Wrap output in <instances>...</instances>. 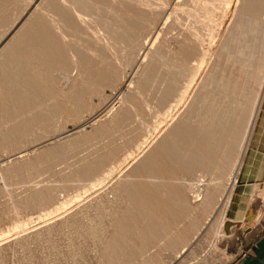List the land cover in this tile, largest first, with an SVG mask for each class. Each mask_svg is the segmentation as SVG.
<instances>
[{
    "label": "rangeland",
    "instance_id": "obj_1",
    "mask_svg": "<svg viewBox=\"0 0 264 264\" xmlns=\"http://www.w3.org/2000/svg\"><path fill=\"white\" fill-rule=\"evenodd\" d=\"M47 1L0 0V264H110L113 251L128 264H230L264 225V0H55L76 34ZM126 2L141 20L129 43L105 24ZM33 18L65 41L64 69L25 50ZM79 54L103 55L114 81L89 80ZM204 130L220 131L214 149L194 138Z\"/></svg>",
    "mask_w": 264,
    "mask_h": 264
},
{
    "label": "bare ground",
    "instance_id": "obj_2",
    "mask_svg": "<svg viewBox=\"0 0 264 264\" xmlns=\"http://www.w3.org/2000/svg\"><path fill=\"white\" fill-rule=\"evenodd\" d=\"M91 1V0H90ZM94 1V0H93ZM140 1H142V0H140ZM48 2V1H47ZM66 2L67 3H70L71 5H77V6H79L80 8H83L82 10H84V8L85 7H87V6H89V3L87 4L86 3V0L84 1V0H66ZM131 2V1H130ZM147 2V1H146ZM145 2V3H146ZM93 3V2H92ZM114 3V2H113ZM120 3V2H119ZM141 3V2H140ZM144 3V2H143ZM151 3V2H150ZM69 4V5H70ZM96 4V3H95ZM148 4V3H147ZM48 5H49V7H50V10L49 11H56L58 14H59V16L60 17H58V18H60L59 20H62L63 21V23H61V24H65L66 25V28H69V27H72L73 28V33H74V31H75V34L77 33V29L78 28H76L75 29V27H74V21H73V19H72V15H71V13L70 12H67V9L68 8H66V10L63 8V7H65V6H61L60 4H57L56 2H55V0H50L49 2H48ZM87 5V6H86ZM115 6V5H114ZM114 6H109L111 9H108V10H110L111 11V14H110V12H109V15L107 16L106 15V13H105V15L107 16L106 18H105V24H106V29H107V33H109L110 35H112V38L114 39V40H116V41H120V42H125V41H127L128 42V40H130V38H131V36H132V32L138 27V25H139V22L141 23V20L139 21V17L137 16V10L134 8L133 9V7L132 6H130L127 2L126 3H124L122 6H120V4H119V8H116V10H114ZM118 6V5H117ZM90 7V6H89ZM132 7V8H131ZM143 8V7H142ZM86 9V8H85ZM106 9V8H105ZM69 10V9H68ZM81 10V11H82ZM86 10H88V8L86 9ZM75 11V10H74ZM139 12H140V10H139ZM70 13V14H69ZM78 13V12H77ZM142 14V13H141ZM156 14V13H155ZM74 15V14H73ZM38 19H40V18H38ZM33 20H35L33 23H32V25H29L30 27H28V32H27V30H26V32H27V34H26V37L25 38H27V42H28V44H27V48L25 49V50H27V52H28V54L29 55H32V57H34V54H36V56H37V54H38V56H37V58L36 59H38V58H41V59H43V61H45V64L43 65V66H46V64H47V66L50 64V63H54V65H57V64H55L56 62V60L59 62V61H61V60H63L64 62H66V64H68L69 65V63H67V61H65L66 59L64 58L66 55H65V53H66V49H65V47H64V42L63 43H61V41L59 42V37H57L58 35H56L57 33H54V27H53V29L54 30H52V26L50 27V25H47L46 23L44 24V22H42L44 25H41V26H39L40 24H39V20H37V18L36 19H34L33 18ZM32 20V21H33ZM41 20H43V19H41ZM143 20V19H142ZM150 21V20H149ZM60 22V21H59ZM31 24V23H30ZM39 24V25H38ZM65 25H63V27L65 26ZM140 27H141V25H140ZM115 28V29H114ZM62 29V28H61ZM119 29V30H118ZM70 30V29H69ZM139 30V29H138ZM65 31H66V29H65ZM65 31L64 32H62V33H65ZM71 31V30H70ZM117 31H119V32H117ZM137 31V30H136ZM251 32V31H250ZM61 33V34H62ZM25 34H23V36L20 38V35H18L19 36V38H17L14 42H12V43H10L8 46H7V48H6V55H9L10 53L11 54H13V55H15V53H12V52H15L16 50H20L19 49V46L23 43V41L25 42V40H24V36H25ZM245 34V33H244ZM56 35V36H55ZM79 35V34H78ZM107 35V34H106ZM61 36H63V35H61ZM67 36V35H66ZM74 36V35H73ZM59 39V40H58ZM240 40V39H239ZM69 41V40H68ZM58 42V43H57ZM126 42V43H127ZM129 43V42H128ZM233 46V45H232ZM22 47H24V46H22ZM186 47V46H185ZM192 47V46H191ZM191 47H190V49H191ZM16 49V50H15ZM22 50H23V48H21ZM93 49V48H92ZM13 50H15V51H13ZM98 50V49H97ZM186 51H189V48H186L185 49ZM77 51H78V49H77ZM100 51V50H99ZM5 52V51H4ZM9 54H8V53ZM20 52H21V50H20ZM26 52V53H27ZM92 52V51H91ZM19 53V52H18ZM17 53V54H18ZM25 53V52H24ZM24 53L22 54V55H24ZM100 53H104V52H100ZM189 53V52H188ZM238 53V52H237ZM27 54V55H28ZM5 55V56H6ZM12 55V56H13ZM21 55V57H23ZM26 55V57L28 58L29 56H27ZM88 55V54H87ZM96 55V54H95ZM104 56H105V53L103 54ZM103 55L101 56V60L102 61H104L102 58H105V57H103ZM182 55V54H181ZM35 56V57H36ZM79 56H80V58H83V59H80V60H84V61H86L87 63H85V64H87V66H88V68L89 69H86V72H87V70H88V72H87V74L90 76V78H88L89 80H92V82H93V80H94V82L93 83H95L96 82V84L98 83V84H105V83H107V82H109V84H110V81H114V79H113V75L115 74V72L113 71V69L109 66L111 63H108V62H110V61H104L103 63H102V65L101 64H99V66H96V65H98V63L97 62H101V60L100 59H98V60H95V56L94 57H90V56H81V54H79ZM93 56V55H92ZM183 56V55H182ZM4 57V56H3ZM20 56H15L14 58H16V60L15 61H17L18 63H19V61H20V65L23 67V65L21 64L22 62H23V60L22 59H20L21 58ZM26 57L24 56V61H26V62H28L30 65L31 64H33L34 65V67H35V63L36 64H38L37 66H36V68L38 69L39 67V65H41V63L39 64L38 62H36L35 60V57H34V59L31 57V59L33 60V61H35V63H33L32 62V60H30L29 58V60L28 59H26ZM56 57L58 58L59 57V59H61V60H59V59H56ZM67 57V56H66ZM70 57V56H69ZM89 57V58H88ZM5 58V57H4ZM4 58H2V59H0V72L3 70L2 68L6 65H4V61H6V60H4ZM54 58L56 59V60H54ZM74 58V57H73ZM94 58V59H93ZM96 58H97V56H96ZM186 58V57H185ZM8 59L9 58H7V61H8ZM11 59V58H10ZM20 59V60H19ZM108 59V58H107ZM14 60V59H13ZM67 60H69V58L67 59ZM186 60V59H185ZM40 61V60H39ZM71 60H69V62H70ZM83 61V62H84ZM16 62V64H18ZM26 62H23V64L25 63L26 64ZM57 62V63H58ZM76 62V61H75ZM79 62V61H78ZM78 62H76V63H78ZM82 62V61H81ZM82 62V63H83ZM107 62V64H105ZM126 62H128V61H126ZM15 62H12V64H14ZM61 63L63 64V62L61 61ZM9 64H10V62H9ZM12 64H11V66H12ZM15 64V65H16ZM19 64H18V66L17 67H19L20 69H22V71H24L23 70V68L26 70L30 65H28V64H26V66L28 65V67H25V64H24V67L22 68L21 66H19ZM60 64V63H59ZM62 64H60L61 66H59L58 67V65L55 67V71L57 70L56 68H63L64 69V67H66V64L63 66ZM79 64V63H78ZM104 64V65H103ZM77 65V64H76ZM32 66V65H31ZM52 67H53V64L51 65ZM83 66V65H82ZM85 66V65H84ZM87 66H86V68H87ZM113 66V65H112ZM115 66V65H114ZM33 66H32V68H34ZM41 67H42V65H41ZM40 67V68H41ZM49 67H50V65H49ZM52 67H50L49 68V70H50V72H53L52 71ZM68 67V66H67ZM69 67H72V65L71 66H69ZM73 67H74V63H73ZM151 67V66H150ZM158 67V66H157ZM6 68H8V66L7 67H5V69ZM9 68H13V67H9ZM31 68V67H30ZM30 68H28V70L30 69ZM61 68V69H62ZM110 68H111V70L113 71V72H110L111 70H110ZM35 69V68H34ZM34 69H32V71H31V69L29 70V71H26L25 73H27V75H28V77L29 76H31L30 75V73H33L34 74ZM45 69H47V67L45 68ZM44 69V70H45ZM71 69V68H70ZM70 69H68L69 71H70ZM76 69V68H75ZM82 70H83V67L81 68ZM17 70H18V68H17ZM49 70H48V72L47 73H49ZM65 70H67V68L65 69ZM118 70V69H117ZM154 70V69H153ZM9 71V70H8ZM58 71V70H57ZM64 71V70H63ZM116 71V70H115ZM19 72H20V70H19ZM30 72V73H29ZM84 72V71H83ZM117 72V71H116ZM154 72V71H153ZM46 72H45V74H47ZM150 73V72H149ZM149 73L148 74H145V79L144 80H146V82H147V80H151V77H150V75H149ZM20 74V73H19ZM32 74V75H33ZM51 74V73H50ZM53 74V73H52ZM71 74V73H70ZM86 74V75H87ZM55 75V74H54ZM73 75V74H72ZM34 76H36V75H34ZM45 76V75H44ZM47 76V75H46ZM50 76V75H49ZM57 76V75H56ZM61 76V75H60ZM115 76V75H114ZM32 77V76H31ZM35 78V77H34ZM37 78V77H36ZM48 78V77H47ZM61 78V77H60ZM87 78V77H86ZM113 79V80H111V79ZM16 79V78H15ZM19 79V77L17 78V80ZM30 80H31V78H29ZM32 79H33V77H32ZM50 79H52V78H50ZM58 79V78H57ZM87 79V80H88ZM16 80V81H17ZM24 80V79H23ZM62 80V79H61ZM116 80V79H115ZM13 82L15 81V80H12ZM16 81H15V83H16ZM26 81H28V80H26ZM33 81H38L37 79L36 80H33ZM32 80L31 81H29L30 83L29 84H31V82H33ZM47 81H48V79H47ZM46 81V82H47ZM52 81V80H51ZM60 81V80H59ZM63 81V80H62ZM68 81H70L71 82V80H68ZM25 82V81H24ZM50 82V81H49ZM61 82V81H60ZM73 82V81H72ZM71 82V83H72ZM145 82V83H146ZM38 83V82H37ZM48 83V82H47ZM67 83V82H66ZM73 83H75V82H73ZM72 83V84H73ZM112 83V82H111ZM2 84V83H1ZM1 84H0V88H1ZM34 83H32V85H33ZM57 84V83H56ZM68 84V83H67ZM27 85V84H26ZM35 85V84H34ZM59 85V84H58ZM71 85V84H70ZM69 86V85H68ZM142 86V85H141ZM167 86V92L166 93H169L170 91H171V89H172V87H171V84H167L166 85ZM27 87V86H26ZM29 87V86H28ZM52 87V86H51ZM61 87V86H60ZM76 88V87H75ZM23 89H24V87H23ZM55 89V88H54ZM60 89V88H59ZM66 89V88H65ZM26 90H27V88H26ZM25 90V92H27ZM42 90V89H41ZM57 90V89H56ZM84 90V89H83ZM57 92V91H56ZM73 92V91H72ZM32 93V92H31ZM24 95V94H23ZM39 95V94H38ZM14 96V95H13ZM166 96V95H165ZM25 98V97H24ZM74 98V97H73ZM20 99V98H19ZM23 100V99H22ZM55 100V99H54ZM72 100V99H71ZM70 101V100H69ZM181 101V100H180ZM57 102V101H56ZM60 102V101H59ZM77 102V101H76ZM172 103V102H171ZM79 104V103H78ZM170 104V103H169ZM60 105H63V104H60ZM78 106V105H77ZM58 108H59V106H58ZM44 109V108H43ZM63 110V109H62ZM61 110V111H62ZM65 110V109H64ZM63 110V111H64ZM9 111H11V110H9ZM163 111V110H162ZM4 113V112H3ZM42 115V114H41ZM47 115H48V113H47ZM47 115H45V116H47ZM165 115H166V113H165ZM34 116V115H33ZM168 116V115H167ZM32 117V116H31ZM157 117V116H156ZM36 118V117H35ZM122 118H123V116H122ZM34 119V118H33ZM39 119H40V117H39ZM47 119H49V118H47ZM36 120V119H35ZM30 121V120H29ZM46 121V120H45ZM51 121V120H50ZM31 122H32V120H31ZM224 122V121H223ZM227 122V121H226ZM24 123V122H23ZM39 123V122H38ZM36 124V123H35ZM181 124H184V123H181ZM215 125V124H214ZM182 126V125H181ZM180 125H178L173 131H172V134L174 135L173 137H174V140H173V145H168V144H165L164 146H161L160 148H159V150H161L162 149V147H164L163 149L165 150V152H164V150L162 149L160 152H162L161 154H163V153H166V155H169V152L171 153V151H172V147H176V145L177 144H179V143H177V139H179V137H182V133H183V131L184 130H186V128H184L183 126L181 127ZM187 126V125H186ZM189 128V127H188ZM209 128V127H208ZM204 132H205V130H204ZM202 133V135L200 134V137H199V135H198V132H196L197 133V135L195 136V134H194V138H198V140H200V141H202V143H203V146L201 147V150L204 148V146H206V145H208V147H212V146H210L211 145V143L209 144V138H213V142H212V144H213V147H215V145L217 144H220L221 143V139H220V137L222 136V134L224 133L225 134V132H227V128H224L223 130H222V133H221V136H220V131H217V130H214V131H212L211 130V132L209 133V132H205V133ZM186 133V132H185ZM170 136V135H169ZM168 136V137H169ZM215 137V138H214ZM236 139V138H235ZM195 140V139H194ZM199 141V142H200ZM172 142V141H171ZM164 144V143H163ZM167 145V146H166ZM212 147V148H213ZM214 149V148H213ZM167 151H168V153H167ZM212 152H213V150H212ZM217 152V151H216ZM192 153V152H191ZM154 156V155H153ZM170 156H171V154H170ZM205 156L206 155H203L202 157L203 158H205ZM165 157V156H164ZM154 160H155V158H154ZM155 163H157L156 162V160L154 161ZM150 163H148V165H149ZM154 165V164H153ZM153 165H150V168H154L155 167V165H154V167H152ZM145 167H143L142 166V170H144V171H146L145 169H148L149 168V166L147 167L146 165H144ZM158 166V165H157ZM160 167V166H159ZM139 168V167H138ZM155 170V169H154ZM141 172H143V171H141ZM147 172V171H146ZM152 172V170H150V169H148V172L147 173H151ZM155 172V171H154ZM154 172H153V174H154ZM146 173V174H147ZM136 176V175H135ZM134 181V180H133ZM146 183V182H145ZM124 188H125V190H130V187L125 183V185H124ZM182 207V206H181ZM164 213H162L161 212V217H163L164 215L165 216H167V218L165 219V220H167L168 219V211H166V214H165V211H163ZM158 213V215H160V213H159V211L157 212ZM156 214V213H155ZM154 216H157V215H154ZM157 219H159V216H158V218ZM138 220V219H137ZM114 222V221H113ZM159 223V220H157V224ZM114 224V223H113ZM156 223H155V226L157 227L159 224H163L162 222L161 223H159L158 225H157ZM124 225V224H123ZM121 226V225H120ZM154 226V225H153ZM160 226L161 225H159L157 228H158V231H159V229L161 230L162 228H165V226L166 225H163V226H161L162 228H160ZM130 227V225L129 224H127V228H129ZM156 227H149L150 229L151 228H153V229H156ZM130 228H132V227H130ZM130 228H129V231H130ZM136 228V227H135ZM140 228V227H139ZM153 229H151V230H153ZM97 230H98V228H97ZM129 231H127V232H125V234L126 235H128V236H124V240H125V242H126V240H127V237L129 238ZM95 233V232H94ZM129 233V234H128ZM142 233V232H141ZM154 233V232H153ZM157 233V232H156ZM156 233H155V235H156ZM158 233H160V232H158ZM149 234H151V232H149ZM148 234V235H149ZM122 235H124V234H122ZM147 235V236H148ZM155 235H154V237H155ZM160 235V234H159ZM150 236V235H149ZM157 236V235H156ZM139 237V236H138ZM141 237V236H140ZM116 239L118 238V235H117V237H115ZM114 238V239H115ZM150 238H152V236L150 237ZM138 239V238H137ZM140 240H141V238H140ZM118 241V240H117ZM114 242H115V240H114ZM119 242V241H118ZM118 242H116L115 243V247L117 246L116 244H118ZM124 242V243H125ZM130 244V243H129ZM134 244H135V241H134ZM140 244H142V243H140L139 242V244H137V245H139V247L137 248V249H141L140 247H142ZM119 245V244H118ZM125 245H127L126 243H125ZM124 245V246H125ZM111 246H113V245H111ZM113 246V247H114ZM122 246V245H121ZM124 246H123V248H124ZM112 247V248H113ZM111 248V247H110ZM127 248H128V246H127ZM126 248V249H127ZM129 249V248H128ZM114 250V249H113ZM113 250H111V251H113ZM125 250V249H124ZM184 250V249H183ZM116 251V250H115ZM130 251V250H129ZM136 250H134V251H132V252H135ZM110 252V251H109ZM124 252H127L126 250L124 251ZM131 252V253H132ZM138 250L135 252V253H133V254H135V255H137L138 253ZM127 254H130V252L128 253L127 252ZM109 256H108V258H110L111 259V262H110V264H125L126 262V264H128V261L129 260H126V261H124V260H122V261H120V258L122 259L123 257V255L121 256L118 252H116V253H114V251L110 254H108ZM120 255V256H119ZM125 255H126V253H125ZM134 255V256H135ZM127 256V255H126ZM129 256H131V254L129 255ZM125 257V256H124ZM132 257H133V255H132ZM113 258V259H112ZM129 259V258H128ZM139 259V258H138ZM109 264V263H108ZM137 264H146L144 261L142 262V260H140V261H138V263ZM148 264V263H147Z\"/></svg>",
    "mask_w": 264,
    "mask_h": 264
},
{
    "label": "crops",
    "instance_id": "obj_3",
    "mask_svg": "<svg viewBox=\"0 0 264 264\" xmlns=\"http://www.w3.org/2000/svg\"><path fill=\"white\" fill-rule=\"evenodd\" d=\"M257 196L260 200L258 191ZM259 200L258 203L260 202ZM230 264H264V225L253 237L248 239L246 245L233 256Z\"/></svg>",
    "mask_w": 264,
    "mask_h": 264
}]
</instances>
